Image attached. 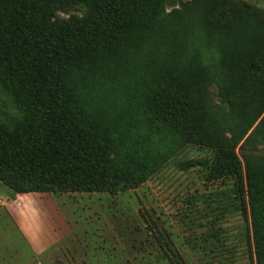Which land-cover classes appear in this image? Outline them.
Here are the masks:
<instances>
[{"label":"rangeland","instance_id":"rangeland-1","mask_svg":"<svg viewBox=\"0 0 264 264\" xmlns=\"http://www.w3.org/2000/svg\"><path fill=\"white\" fill-rule=\"evenodd\" d=\"M160 15L159 49L84 65L78 97L106 111L132 152L151 151L139 126L157 89L185 94L246 182L251 158L264 160V74L248 67L264 61V0H166ZM169 138L153 146L154 173L115 195L12 194L0 183V264H257L249 206L240 211L234 180L208 178L215 150ZM190 160L208 165L183 169Z\"/></svg>","mask_w":264,"mask_h":264},{"label":"trees","instance_id":"trees-1","mask_svg":"<svg viewBox=\"0 0 264 264\" xmlns=\"http://www.w3.org/2000/svg\"><path fill=\"white\" fill-rule=\"evenodd\" d=\"M165 1L0 0V100L6 103L0 110V183L12 194L115 195L138 188L154 173L153 146L163 137L170 136L169 144L210 147L215 156L208 178L234 180L240 211L249 206L256 262L264 264L263 159L251 158L245 182L232 149L204 135L191 99L169 88L151 96L139 126L151 151L139 146L126 152L110 132L106 111L89 109L78 97L84 65L131 49H159ZM75 7L86 12L59 17ZM248 67L264 74L261 59ZM203 165L208 162L190 160L183 169Z\"/></svg>","mask_w":264,"mask_h":264},{"label":"crops","instance_id":"crops-1","mask_svg":"<svg viewBox=\"0 0 264 264\" xmlns=\"http://www.w3.org/2000/svg\"><path fill=\"white\" fill-rule=\"evenodd\" d=\"M4 264H9V263H4ZM17 264H32V262L31 261H28V262H21V263H17Z\"/></svg>","mask_w":264,"mask_h":264}]
</instances>
